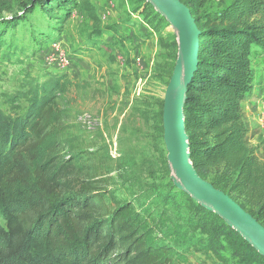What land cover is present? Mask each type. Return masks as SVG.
<instances>
[{"label":"trees","instance_id":"trees-1","mask_svg":"<svg viewBox=\"0 0 264 264\" xmlns=\"http://www.w3.org/2000/svg\"><path fill=\"white\" fill-rule=\"evenodd\" d=\"M131 1L154 32L169 26L147 0ZM180 1L201 33L184 105L190 160L264 227V160L248 141L243 110L254 47L264 49V0H218L212 12L201 11L210 0ZM80 2L98 24L96 36L117 30L101 24L89 0ZM38 3L67 20L77 0ZM26 18L0 22V40L2 29ZM167 47L177 55L175 37ZM69 89L67 74H56L33 86L23 115L0 109V264H189L194 253L221 264H264L237 230L175 185L165 154L161 174L151 171L148 181L136 159L91 150L72 131Z\"/></svg>","mask_w":264,"mask_h":264},{"label":"rangeland","instance_id":"rangeland-1","mask_svg":"<svg viewBox=\"0 0 264 264\" xmlns=\"http://www.w3.org/2000/svg\"><path fill=\"white\" fill-rule=\"evenodd\" d=\"M38 2L0 0L1 23L27 15L16 26L2 29L0 109L13 117L23 115L36 83L67 74L72 131L94 144L91 150L104 146L113 157L122 153L136 159L148 181L151 171L159 176L163 154L168 155L159 121L162 118L165 134L163 111L178 56V49L175 56L172 47H167L175 37L170 23L160 34L145 22L131 0H89L103 26L117 27L114 33L106 31L99 37L95 34L98 24L80 0L67 20L63 11L52 14ZM29 7H33L30 13ZM220 8L218 0H210L201 11ZM252 64L254 83L243 110L248 141L257 146V155L264 160V49L254 47ZM116 192L118 197L125 194L123 187ZM0 223L4 224L1 215ZM189 264L221 263L194 253Z\"/></svg>","mask_w":264,"mask_h":264},{"label":"water","instance_id":"water-1","mask_svg":"<svg viewBox=\"0 0 264 264\" xmlns=\"http://www.w3.org/2000/svg\"><path fill=\"white\" fill-rule=\"evenodd\" d=\"M174 30L178 46L176 66L167 90L164 108L167 161L175 185L205 208L220 215L264 255V227L228 194L202 179L190 160L185 130L186 93L198 64L201 33L190 9L180 0H147Z\"/></svg>","mask_w":264,"mask_h":264},{"label":"bare ground","instance_id":"bare-ground-1","mask_svg":"<svg viewBox=\"0 0 264 264\" xmlns=\"http://www.w3.org/2000/svg\"><path fill=\"white\" fill-rule=\"evenodd\" d=\"M164 112V111H163ZM165 135V134H164Z\"/></svg>","mask_w":264,"mask_h":264}]
</instances>
